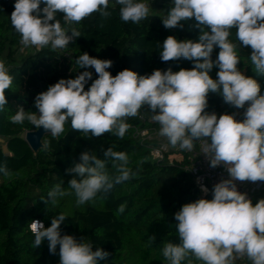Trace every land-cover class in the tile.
<instances>
[{"label": "clouds", "instance_id": "1", "mask_svg": "<svg viewBox=\"0 0 264 264\" xmlns=\"http://www.w3.org/2000/svg\"><path fill=\"white\" fill-rule=\"evenodd\" d=\"M46 6L41 10L40 5ZM110 0H15L10 21L20 35L23 47L53 50L67 49L81 33L62 27L58 13H63L67 24L80 23L93 13L107 18ZM120 5L124 22L139 23L147 19L150 6L140 0H115ZM43 17H40V12ZM35 13V14H34ZM200 28L198 40H178L168 36L162 45L163 62L184 58L193 61L191 69L154 70L150 75H138L124 69L113 76L107 69L113 62L83 53L76 60L79 72L74 79H60L47 91L35 97L37 111L18 107L10 117L14 124L25 121L36 129L41 127L56 138L65 132L66 123L72 130L101 137L111 133L123 139L129 125L126 118L138 115L147 106L152 119L160 125L159 134L173 146L191 151L194 141L205 140L204 155L212 168L222 166L228 179H222L212 189L211 200L201 198L184 204L174 214L179 244L167 243L162 255L168 264H182L190 256L202 264H234L237 257L247 256L252 264H264V199L255 205L246 193L237 189L236 181H264V95L261 86L238 68L240 57L237 45L229 40L236 29V39L250 46L249 59L253 71L264 75V0H171L162 23L167 29L183 28L182 21L192 18ZM71 35H68V33ZM218 56L212 59L214 48ZM218 67L217 79L210 76ZM92 68L98 75L90 87ZM13 84V77L0 61V111L8 101L5 90ZM209 93L222 97L224 103L235 109H245L243 119L237 113L217 116L207 112ZM247 107L245 108V106ZM45 149L48 144H44ZM80 162L67 169L78 178H72L67 188L57 184L48 192L45 203L56 206L60 198L74 195L76 205L94 201L98 195H107L115 185L136 175L128 167L129 157L114 146L103 150V158L92 151L80 154ZM112 162L115 174L107 170ZM0 173L10 179L13 173L0 166ZM205 194L209 191L201 185ZM125 210L121 205L120 213ZM67 219L60 213L45 227L38 219L28 224L34 236L33 247L48 242L50 254L59 246L60 264H97L109 253L92 250V243L81 237L61 235L60 226ZM151 240L154 237H150Z\"/></svg>", "mask_w": 264, "mask_h": 264}, {"label": "trees", "instance_id": "2", "mask_svg": "<svg viewBox=\"0 0 264 264\" xmlns=\"http://www.w3.org/2000/svg\"><path fill=\"white\" fill-rule=\"evenodd\" d=\"M150 6L147 19L137 23L124 22L120 18V5L110 0L107 18L93 13L80 23L67 24L63 13H58L62 27L71 31L76 28L81 36L70 42L67 49L53 50L51 45L21 51L20 35L13 28L10 16L14 11L15 0H0V61H3L13 77L12 86L5 90L8 104L0 111V166H6L12 173L6 179L0 173V264H60L59 246L56 254H50L48 242L38 248L33 247L34 236L28 228L33 219L51 226L53 217L65 213L67 219L61 224V235L81 237L92 243V250L102 249L109 253L97 264H168L162 255L165 244H179L174 214L186 203L205 198L211 200L212 190L202 195L194 185L189 173L184 170L187 163L183 153H175L168 158L154 160L149 154L148 145L156 139L142 143L132 137L130 125L146 126L138 116L126 118L129 125L123 139L111 133L93 137L90 133L72 130L70 122L59 137L46 135L42 143L48 144L33 153L23 140L26 131L36 128L25 121L14 124L10 117L18 107L26 111H37L35 97L60 79H74L79 72L75 60L83 53L92 57L108 59L113 62L107 69L113 76L124 69L135 71L138 75H150L154 70L177 72L191 69L193 61L180 58L163 62L160 57L162 45L168 36L178 40H198L200 28L193 17L182 21L183 28L167 29L162 23L171 0H140ZM46 5L42 2L40 9ZM35 14V13H34ZM43 17V12H40ZM68 35H71L69 32ZM229 40L237 45L240 57L238 68L247 76L257 80L264 95V75L253 71L249 59L250 46H243L236 39V29L231 30ZM219 48H214L212 59L218 56ZM92 80L85 86L87 90L92 81L98 78L95 70ZM218 67L209 73L217 79ZM205 111L215 112L217 116L234 113L235 108L224 103L221 96L209 93L208 107ZM145 119L152 118L147 106L138 114ZM153 127V126H149ZM114 146L115 151H123L129 157L128 167L136 173L130 180L117 184L107 195H98L94 201L77 206L74 195L59 199L56 206L45 203L47 194L55 185L67 188L72 178H78L67 169L79 163L80 154L92 151L103 158V150ZM110 175L115 174L112 162L107 164ZM41 197H45L42 200ZM264 199V188L253 197V205ZM123 205V213L118 211ZM150 237H154L153 240ZM191 264L202 261L190 256ZM182 264H189L186 259ZM234 264H239L236 260Z\"/></svg>", "mask_w": 264, "mask_h": 264}, {"label": "built area", "instance_id": "3", "mask_svg": "<svg viewBox=\"0 0 264 264\" xmlns=\"http://www.w3.org/2000/svg\"><path fill=\"white\" fill-rule=\"evenodd\" d=\"M246 107L247 105L245 106V108ZM244 111L245 109H235L234 113H237V120L243 119L242 113ZM137 116L146 126L141 127L139 125H130L132 137L140 143L146 140L156 139V142L154 144H150L147 146L152 159L162 160L164 159L165 154H169L168 158H170L175 153H183L186 156L187 160V163L184 166V170L191 175L194 185L200 191L201 185H204L210 191L213 189V186L216 183L220 182L222 179L229 178L227 171L222 166H218L216 168L210 167L209 161L206 159L203 151L205 140L194 141V148L191 151L182 150L179 148V146L173 147L168 142L166 137L157 139L160 136V125L157 122H155L152 118L145 119L144 115L141 113ZM236 184L238 191H240L241 193H246L248 198H250L252 202L254 195L261 192L264 188V181H236ZM201 193L202 195L205 194L202 191ZM235 260L239 264H252L247 256L237 257Z\"/></svg>", "mask_w": 264, "mask_h": 264}, {"label": "water", "instance_id": "4", "mask_svg": "<svg viewBox=\"0 0 264 264\" xmlns=\"http://www.w3.org/2000/svg\"><path fill=\"white\" fill-rule=\"evenodd\" d=\"M50 133L46 132L42 127L31 131H26L23 140L33 153L43 148L42 139Z\"/></svg>", "mask_w": 264, "mask_h": 264}, {"label": "rangeland", "instance_id": "5", "mask_svg": "<svg viewBox=\"0 0 264 264\" xmlns=\"http://www.w3.org/2000/svg\"><path fill=\"white\" fill-rule=\"evenodd\" d=\"M33 48H37V47H34V46L22 47L21 48V51H23V53H24V52H27V51H31ZM22 136H24V134ZM161 138H165V137H163V136L160 135L157 139H161Z\"/></svg>", "mask_w": 264, "mask_h": 264}]
</instances>
